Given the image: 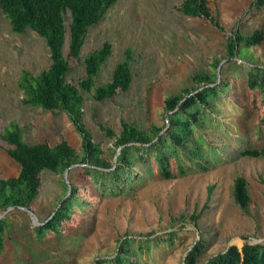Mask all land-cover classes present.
I'll return each instance as SVG.
<instances>
[{"label": "rangeland", "instance_id": "rangeland-1", "mask_svg": "<svg viewBox=\"0 0 264 264\" xmlns=\"http://www.w3.org/2000/svg\"><path fill=\"white\" fill-rule=\"evenodd\" d=\"M182 1L119 0L89 29L79 59L71 61L67 79L75 85L85 79V57L109 42L112 54L94 83L102 85L110 80L126 50H131L133 80L127 91L98 101L93 90H80L84 126L93 141L113 158L115 137H109L102 127L119 135L122 122H128L144 131L151 126L166 127L165 133L169 117L166 98L185 89L193 92L197 85L192 78L197 73L215 74L216 86L222 81L229 85L226 94L215 102L212 125L208 123L207 128L211 142L223 141L219 146L223 147L222 160L207 171L196 169L172 180L149 178L122 194L104 195L80 187L75 200L78 204L71 209V218L64 222L61 232L44 231L38 236L37 222L45 224L61 201L74 196L64 185L76 179L73 169L67 175L45 171L40 193L30 207L36 221L22 209L4 215L8 229L0 264H115L111 260L130 240L131 260L141 264H186L189 253L201 243L203 253L196 262L205 264L231 246L242 248L245 242L264 241V157H242L239 153L245 146H264V123L259 121L264 107L246 81L247 66L264 68V42L242 48L235 60L226 56L228 38L236 32L245 36L258 30L264 33V9H251L253 0H208L216 26L210 19L182 14ZM70 22L67 12L62 48L65 56ZM50 65L45 39L31 29L14 33L0 13V135L9 124L17 123L30 144L66 141L82 154V136L67 113L22 102L23 93L17 86L21 73L37 75ZM216 119L226 126V132L214 131ZM239 133L246 144L236 142ZM9 148L0 137L3 179L20 171V165L8 154ZM238 176L245 178L251 198L247 213L233 198Z\"/></svg>", "mask_w": 264, "mask_h": 264}, {"label": "trees", "instance_id": "trees-1", "mask_svg": "<svg viewBox=\"0 0 264 264\" xmlns=\"http://www.w3.org/2000/svg\"><path fill=\"white\" fill-rule=\"evenodd\" d=\"M118 1L0 0V13L8 19L12 31L17 34L25 33L28 29L35 31L45 39L50 51L51 65L47 69L37 75L28 71L21 73L17 86L23 93V104L49 112L67 113L76 131L82 136L83 152L78 154L66 141L56 145L28 143L17 123L9 124L0 135L2 141L10 146L9 156L20 165L17 176L0 178L1 211L10 207L30 208L40 193L43 172L60 174L75 165L70 170H74L76 179L69 181L71 194L74 196L61 201L52 220L49 218L43 226L36 228L38 236H43L44 231L55 234L61 232L64 222L71 218V209L78 204L75 200L79 198L80 187V190L91 188L92 192H102L104 195L122 194L124 190L135 188L149 178L172 180L186 176L196 169L207 171L212 164L223 158V147H219L223 141L211 142L207 128L208 123L212 125L215 102L226 94L229 85L222 81V84L216 86V75L205 72L193 76L192 81L197 85L193 92L185 89L166 98L165 110L169 117L165 133L163 130L166 127L151 126L149 131H144L128 122H122L119 135L102 127L109 137H115L114 146L117 151L113 153V158L93 141L83 123L84 98L80 90H93L94 99L98 101L114 99L127 91L133 80L131 50H126L124 59L115 66L110 80L102 85L95 86L94 83L112 54L109 42H104L85 57L86 77L78 85L69 82L67 74L71 70V61L80 57L89 29L98 24ZM209 9L208 0H183L179 7V11L188 17L205 18L214 22ZM251 9L257 12L263 10L264 0H253ZM67 12L71 14V22L69 48L65 56L62 48L66 40ZM214 23L218 26L217 21ZM263 42L262 30L249 36L236 32L228 38L226 56L235 60V57L239 58V50L242 48L250 49ZM247 67V86L254 95L260 96L261 107H264V68ZM216 121L214 131L226 132V126L220 120ZM259 121L264 123V112ZM237 137L236 142L246 144L245 137L240 133ZM119 149L121 151L115 163V155ZM239 153L242 157H264V146H245ZM247 188L243 176L235 178L233 198L244 213L248 212L251 204ZM64 189L67 192L69 185H64ZM7 229V219L3 218L0 220V260L6 244ZM126 242L121 246L120 254L111 261L115 264H141L137 260H131L128 245L132 241ZM203 249V243L196 246L187 256L186 264H197ZM125 252H128L127 256L124 255ZM205 264H264V244L245 245L241 249L231 246Z\"/></svg>", "mask_w": 264, "mask_h": 264}, {"label": "water", "instance_id": "water-1", "mask_svg": "<svg viewBox=\"0 0 264 264\" xmlns=\"http://www.w3.org/2000/svg\"><path fill=\"white\" fill-rule=\"evenodd\" d=\"M120 151H121V149H119L118 152H117V154L115 155V163H116L117 156L119 155ZM74 166H75V165H74ZM74 166L68 168V169L65 171V175H67V173L69 172V170H70L71 168H73ZM67 184L69 185V191H71L70 183L67 182ZM61 204H62V202L60 203V205H59V206L55 209V211L53 212L52 216L50 217L51 220H52V218L54 217V215L57 213V211L59 210ZM14 209H22V210H25V211H28V212L31 213L30 208H27V207H23V208H22V207H10V208H8L7 210L2 211V213H1V215H0V220H2V219L4 218V215H5L7 212H9L10 210H14ZM31 215H32V219L36 221V218H35L34 214L31 213ZM50 219H49V220H50ZM49 220H48V221H49ZM37 225L42 226V225H44V224H43V223H39V222H37ZM262 242H264V241H260V240H258V241H255V242H253V243L245 242V243L243 244V246H245V245H255V244H260V243H262ZM243 246H242V247H243ZM240 249H241V248H240Z\"/></svg>", "mask_w": 264, "mask_h": 264}]
</instances>
